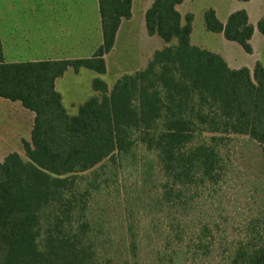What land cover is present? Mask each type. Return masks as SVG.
I'll return each instance as SVG.
<instances>
[{
    "label": "trees",
    "instance_id": "16d2710c",
    "mask_svg": "<svg viewBox=\"0 0 264 264\" xmlns=\"http://www.w3.org/2000/svg\"><path fill=\"white\" fill-rule=\"evenodd\" d=\"M183 1H153L146 27L165 46L111 88L94 79L98 94L75 115L56 80L70 67L106 72L132 0H99L103 41L88 58L10 63L0 37V97L34 113L27 158L0 160V264H264V213L240 220L223 199L232 136L264 148V67L232 68L193 44ZM204 17L209 31L253 52L245 9L226 22L214 8ZM257 28L264 37V20ZM113 186L115 220L96 208Z\"/></svg>",
    "mask_w": 264,
    "mask_h": 264
},
{
    "label": "rangeland",
    "instance_id": "374dc122",
    "mask_svg": "<svg viewBox=\"0 0 264 264\" xmlns=\"http://www.w3.org/2000/svg\"><path fill=\"white\" fill-rule=\"evenodd\" d=\"M196 2L199 8H203L206 6L205 4H211L221 17H224L229 11L245 9L249 14L250 21L256 27L251 42L253 52L247 53L236 42H230L232 45L238 47L240 53L233 48H229L227 52L229 55L226 54V56H228L231 65L228 64L233 67L248 66L252 72L257 62H260L264 67V37L257 28L258 22L264 20V0H197ZM141 4V0H134L133 6L137 8L134 18L131 22L132 16L122 20V26H120L121 28L118 32L114 48L106 57L107 69L99 78L106 81L110 87L121 76L135 72L138 68L140 57H142V51H146L138 7ZM186 6L189 7L188 4ZM186 6L182 8L185 16L188 14H186ZM204 20L202 17V22ZM197 22L196 34L199 30L197 28ZM81 27L80 49L83 50L85 55H89L100 39L98 19H95L92 15H88L87 21L85 23L81 22ZM29 35L27 33H21L19 35V43L22 44L23 41L27 40L31 44ZM64 37L61 39L64 45L71 46V41L74 38L67 35H64ZM56 41H58V38H56ZM213 43L211 42V44ZM93 73L92 70L82 68L78 79L73 73H70L60 82L59 88L64 94V102L70 114H77L78 110L76 108H78L79 104L84 103L93 94L92 81H90ZM70 102H76L77 106L71 107ZM14 105H18L21 108ZM29 113L30 111L24 108L20 102L0 97V132H8V136L10 137V141L0 143V160H3L11 152H18L25 159L27 158L23 144L19 143V139L21 136L25 138H30L31 136V130L29 129L32 116ZM229 150L235 169L228 183L223 186V199L230 203V211H232L230 213L234 214L240 220L242 217L248 216L256 211L264 213V148L249 136L234 135L231 138ZM127 176L124 175L126 179L125 183L130 182V175ZM131 180H135V178H131ZM256 185L258 187L255 193L254 189ZM114 186L110 191L106 189L102 190L97 197L96 208L103 215H111V219L114 218L115 220L118 218L120 205H118L119 200L116 195L118 191H116V187Z\"/></svg>",
    "mask_w": 264,
    "mask_h": 264
},
{
    "label": "crops",
    "instance_id": "0c3cea01",
    "mask_svg": "<svg viewBox=\"0 0 264 264\" xmlns=\"http://www.w3.org/2000/svg\"><path fill=\"white\" fill-rule=\"evenodd\" d=\"M153 1L154 0H143L142 2L141 0L142 4L138 6L141 17L140 24L141 29L143 30V39L145 41L146 51H142V57H140V62L138 63V68L135 70V72L144 69L154 52L156 50L162 49L165 46V42L162 40V38L158 35H150L146 27L145 14L146 11L151 7ZM196 1L197 0H184L183 3L177 6V9L180 11L183 17L185 16V13L182 8L187 4L189 7L186 6V14L192 13L194 15L192 22L193 29L191 33L192 43L221 54L231 65V62L226 54L229 48H233L235 51L240 53L238 47L232 45L230 42L233 41L227 40L223 33L212 32L207 29L204 20V13L207 9L214 8V6L204 3L206 6L199 8ZM133 3L134 0H132V19L130 22L133 20L134 14L137 11V8H134ZM232 12L233 11L227 12L224 17L219 16L217 12V16L222 22H226ZM88 15H92L95 19H98L100 39L96 46H94L91 54L85 55L83 50L80 49V32L82 29L81 22L85 23L87 21ZM202 17L204 20L203 22ZM66 22L70 24H67ZM196 22L198 26L197 28L199 29L197 34L195 33ZM120 26H122V24ZM21 33L30 34L29 37L31 38V44L27 40L23 41L22 44L19 43V35ZM64 35L74 38V40L71 41V46L68 47L64 45L63 41H61V39L65 38ZM0 37L3 43L5 61L10 63L39 60L83 59L91 57L103 41L99 0H0ZM56 38H58V41H56ZM211 42L214 43L211 44ZM108 54L105 55V60ZM227 55H229V53ZM231 67L240 68V66ZM81 72L82 69L76 71L74 68L70 67L61 77L57 78L56 80V89L62 95V101L67 110L68 108L64 102V94L61 92L59 84L70 73H73V75L78 79ZM92 72L94 73L91 75L90 81H92L93 88L94 79L99 78L102 74H99L93 70ZM97 94L98 93L93 89V94L89 96L87 100ZM82 104H79L78 108L76 109L79 110V107ZM70 106L76 107L77 103L70 102ZM18 107L21 108L20 106ZM29 114L32 116V122L29 130L32 131L34 113L30 111ZM24 139L30 141L31 136L30 138L21 136L19 143L23 144ZM6 141H10L8 132L1 131L0 143H5Z\"/></svg>",
    "mask_w": 264,
    "mask_h": 264
}]
</instances>
